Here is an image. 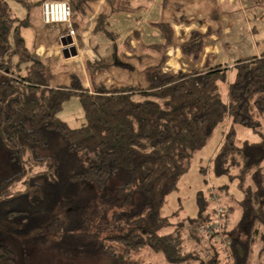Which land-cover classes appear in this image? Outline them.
<instances>
[{"label":"trees","instance_id":"trees-1","mask_svg":"<svg viewBox=\"0 0 264 264\" xmlns=\"http://www.w3.org/2000/svg\"><path fill=\"white\" fill-rule=\"evenodd\" d=\"M15 1L32 9L45 0ZM67 1L78 15L96 13L97 0ZM0 2V151H7L8 168L0 178V223L6 231L46 243L56 225L59 247L70 259L142 264L133 253L149 247L169 263L224 264L216 235H206L212 243L206 248L186 249V240L189 234L200 242V228L217 219L212 197L216 191L220 200L233 195L229 180L242 192V214L237 224L225 225L232 241L227 264H250L259 242L264 255V53L232 65L167 72L170 46L178 45L194 64L213 31L193 30L178 43L172 23L161 20L151 23L164 42L155 46L161 57L146 69V86L108 88L93 81L89 87L78 76L54 86L23 34L29 18L15 16L7 0ZM139 8L121 0L117 10ZM96 15L95 30L117 39L107 29V15ZM87 63L92 76L112 66L105 59ZM74 95L86 120L77 128L59 117ZM223 126L218 151L200 171L226 182L212 184L210 193L198 191L196 216H183L181 199L165 214L194 158ZM240 128L257 139L241 138ZM234 209L226 206L227 214ZM105 217L112 226L97 234ZM20 261L0 239V264Z\"/></svg>","mask_w":264,"mask_h":264},{"label":"rangeland","instance_id":"rangeland-1","mask_svg":"<svg viewBox=\"0 0 264 264\" xmlns=\"http://www.w3.org/2000/svg\"><path fill=\"white\" fill-rule=\"evenodd\" d=\"M177 0H170L169 4L172 2L171 8L172 13L171 17L174 22H178L179 18L186 17V24H195V27H201L202 24L207 22L209 19L211 7L223 6L229 10V6H227L224 0H208L212 6L208 5V3H204L202 0L198 5L195 3L196 1L189 0L181 2L182 6H179L180 3L176 4ZM9 9L11 12L21 18H29L28 23L23 28V34L27 40L28 47L32 50V52L40 59L44 60L46 64V73L48 75V80L51 85H62V84H70L73 80V77L78 76L80 79H84L87 86L90 87L91 83L94 81L98 84L103 83L108 88L118 87L122 85H137L142 84L146 86L145 80V71L148 67L153 66L159 62L161 57L160 51H150L145 47L146 42L152 41L154 36H157V33H150V37L140 39V42L135 35H129L128 38L123 42L121 41V50L119 55L114 54H106V58L109 61L114 63L112 68H107L103 71L101 69L99 72L95 73V75L89 72L88 68V57L84 52L83 56L76 57L77 55H71V52L64 53L63 50L60 51V40L62 41V37L68 35V28L64 24H57L47 26L44 25L42 20V12L41 5L33 6L32 9L26 7V5L15 1V0H7ZM184 4V5H183ZM178 5V6H177ZM197 5V6H196ZM2 4L0 2V10ZM184 6H187L188 10L192 11V17L190 16V11L186 13H180L179 11L183 9ZM180 8V9H179ZM179 9V11H177ZM220 9L218 10V12ZM178 18V19H175ZM225 26L230 28L231 34H233L234 29L231 26L230 21L225 20ZM228 35V36H227ZM141 36V34H140ZM186 37V36H184ZM240 40H236L232 45L230 42L229 34H226V41L223 42L222 46H220L221 54L232 51V55L235 58L241 56L242 54H246L243 50L248 49L247 47L252 48L251 53L254 52V42L251 39V35L248 32H243V35L240 36ZM131 38H134V46L131 44ZM179 39V36L177 37ZM91 43L87 46L89 48V52H92L93 49V40H90ZM94 43H96L94 41ZM41 48V49H40ZM231 48V51L228 49ZM85 49V47H83ZM130 53L129 55L127 52ZM99 52V51H98ZM101 52L106 53V51L101 49ZM99 52V53H101ZM78 53V49H77ZM96 53V52H95ZM175 57V56H174ZM173 57V58H174ZM181 63V68L186 70L195 69L194 64L191 60L180 57L179 59H175ZM173 61L174 65H176V61ZM225 59L221 58L218 62H223ZM179 67V66H178ZM164 71H174L169 65H164ZM180 69L177 71L179 72ZM59 117L66 121L72 128H77L82 126L85 123V114L83 105L81 103L79 95H74L71 97L69 101H67L64 105V108L59 113ZM223 127H219L216 131L213 138L210 140L208 145L201 151L193 160L190 171L182 177L180 183V189L176 192H173L168 200L166 207L164 208V213L167 215H171L179 206L180 199L182 200V207L185 209V214L183 216H196L198 214V205H197V193L200 189H206L209 191L212 184L218 185L219 183L226 182L227 179L215 180L212 174L204 175L201 173L200 168L201 165H208L210 158L213 157L224 138ZM240 136L241 138H250L257 139L251 131L240 128ZM7 151L2 149L0 151V178L3 176H7L8 168H7ZM227 178V177H225ZM208 182V183H207ZM229 184H232L231 188L233 195L223 194L221 195V203L223 208H219L218 211H222L223 209V224L213 226L212 223H207L203 225L199 233L201 236V241L199 242L196 239L189 238V234H187L188 239L186 240V249L194 248L196 245H199L203 248L209 247L212 243L208 242L206 237L207 234L216 235V248L221 252V258L223 259L224 264L232 262L231 256V239L229 234L226 232V227H231L239 222L241 219L242 209L239 204V200L242 199V192L238 189L236 183H231L227 180ZM231 190V189H230ZM218 193V191H216ZM210 193V192H209ZM235 206V209L231 211L230 215L226 212V206ZM229 215V216H228ZM112 226L110 219L105 217L102 220V223L98 225L96 232L97 234L101 233L105 228V225ZM56 225H53L51 228V232L49 233V237L47 236V242H38L33 239V236H18L12 233H9L5 230L4 226L0 223V239L5 243L9 244L20 257V264H104L100 261H91V260H82V259H70L66 256H63L62 250L58 244V229ZM95 231V230H93ZM95 233V232H94ZM215 241V240H214ZM262 242H259L256 245L255 252L251 259L250 264H257L259 261L264 260V255L261 256ZM133 258L136 260H141L142 264H174L169 263L165 260V257L155 250L149 247H143L133 253ZM177 264H186V263H177ZM187 264H196V263H187Z\"/></svg>","mask_w":264,"mask_h":264},{"label":"crops","instance_id":"crops-1","mask_svg":"<svg viewBox=\"0 0 264 264\" xmlns=\"http://www.w3.org/2000/svg\"><path fill=\"white\" fill-rule=\"evenodd\" d=\"M120 1L121 0H97L96 13L91 16H82L75 13L74 20L76 22L78 35V55L75 56V58L83 56L85 52L89 61L95 62L99 59H105L107 63L112 65L110 66V68H112L114 63L109 61L106 56L109 54H114V52L116 55H119V50L122 49L120 46L121 41L124 42L129 35H135L138 37L137 39H139L138 41L140 42V39H143V37L145 38V36L149 38L150 33H157V36L152 37L153 40H150V42H147L144 39L146 42L145 47L150 51H158L155 46L162 44L164 40L160 31L156 27L152 26L151 23L161 20H166L172 23L175 30L176 42L178 43L187 39L193 30H200L204 33L207 32L208 29L213 31V34L206 38L205 49L200 59L194 63L195 69L204 70L218 64L232 65L241 57L253 55L260 56L264 53V0H224V2H226L224 4L229 6V10L223 6L215 5V7H211L209 19H207V22L202 24L201 27H195L194 23L186 24V17L185 19L179 18L178 22H174L173 18L171 17L172 13H170L173 9L171 8L172 3L174 2L169 4L170 0L168 5L165 7L163 6L162 0H132L134 7L141 6V8L128 11L117 10ZM184 1L189 0H177L176 4L180 3L179 6H182L181 2ZM193 1H196L195 3L198 5L202 0ZM203 1L204 3L209 2L208 0ZM208 5L212 6V3L210 4L209 2ZM179 9H177V11H179ZM219 9L220 11L218 12ZM102 11L107 15V29L117 34V39L108 37V35L103 31L95 30L97 19L96 14ZM189 11V17H192V11L190 9L188 10L187 6H184L179 12L187 14ZM175 19L178 18L175 17ZM225 20L230 21L231 26L234 29L233 34H231L230 28L228 27L229 25L225 26ZM243 32L250 33L251 39L254 42V52L251 53L252 48L247 47L248 49H245V47L243 51H246V54H242L241 56L235 58L234 56H231V48H228L231 51L229 54L224 52L221 54L219 44L222 46L223 42L226 41V34H229L232 45L236 40H240V36L243 35ZM178 36L179 39L177 38ZM58 40L60 41L61 45L63 41H61L60 38ZM90 40H93V53H90L89 48L87 47L91 43ZM94 41L96 43H94ZM131 44L134 46V38H131ZM83 47H85V49H83ZM101 49L106 51V53L101 52ZM127 54L129 55L130 53L127 52ZM167 55L168 60L165 63L166 65L176 69V72L179 69L186 70L182 69L181 63L175 60L182 56L184 57L178 45L170 46L167 50ZM221 58H224L225 60L223 62H218ZM174 60L176 61V65L173 63Z\"/></svg>","mask_w":264,"mask_h":264},{"label":"built area","instance_id":"built-area-1","mask_svg":"<svg viewBox=\"0 0 264 264\" xmlns=\"http://www.w3.org/2000/svg\"><path fill=\"white\" fill-rule=\"evenodd\" d=\"M42 12V20L46 25H57L64 24L68 28V35L64 36L62 39L71 38V42L66 44H61L60 49L64 52H72L73 47L77 48L78 40H77V28L75 18V11L71 5V3L67 0H45L41 5ZM71 56V55H70ZM214 187L211 186L209 189L213 191ZM212 199L216 202V211H217V219L213 222V226L223 224V209L222 211H218L219 208H223L220 197L217 193L214 194Z\"/></svg>","mask_w":264,"mask_h":264},{"label":"water","instance_id":"water-1","mask_svg":"<svg viewBox=\"0 0 264 264\" xmlns=\"http://www.w3.org/2000/svg\"><path fill=\"white\" fill-rule=\"evenodd\" d=\"M62 41H63V44H66L68 42H71V38L68 37L67 39H63ZM66 52L67 51H65V53ZM71 55H77V48L76 47H73L72 52H71Z\"/></svg>","mask_w":264,"mask_h":264}]
</instances>
